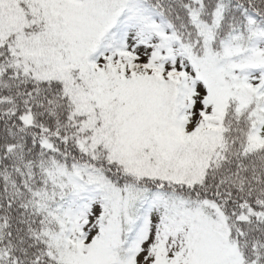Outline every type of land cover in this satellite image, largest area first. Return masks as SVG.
I'll return each mask as SVG.
<instances>
[{"label":"snow or ice","instance_id":"snow-or-ice-1","mask_svg":"<svg viewBox=\"0 0 264 264\" xmlns=\"http://www.w3.org/2000/svg\"><path fill=\"white\" fill-rule=\"evenodd\" d=\"M0 264H264V0H0Z\"/></svg>","mask_w":264,"mask_h":264}]
</instances>
